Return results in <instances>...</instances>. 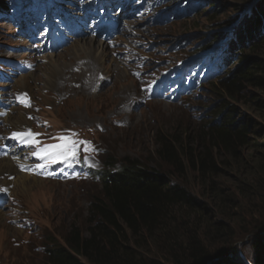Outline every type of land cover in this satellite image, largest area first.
<instances>
[{"label": "rangeland", "instance_id": "1", "mask_svg": "<svg viewBox=\"0 0 264 264\" xmlns=\"http://www.w3.org/2000/svg\"><path fill=\"white\" fill-rule=\"evenodd\" d=\"M91 1L11 0L12 6L4 10L0 6V107L4 108L10 98L12 106L19 107L8 110L2 118L17 113L27 120L21 123L12 119L8 123L0 119V159L11 157L16 169L0 174V264H45L47 245L64 243L73 226L88 233L89 210L101 193V172L105 174L108 169L109 154L119 161L118 165L128 158L148 167L158 166V134L196 133L199 123L217 119L225 108L236 122L248 125L253 140L264 145L263 90L246 84L242 92L231 97L220 90V75L188 86L184 79L196 63H203L202 68L208 65L214 51L226 44L229 47L227 40L260 0H120L116 18L106 32L99 30L101 27L85 25L82 19ZM181 6L184 7L179 10ZM184 9L188 10L183 12ZM74 17L80 19L75 22ZM38 19L41 25L52 23L58 28L53 34L58 37L57 45L49 54L42 53L46 38L30 42L17 35L19 24L31 20L28 25H35ZM66 21L69 27H64ZM42 31L49 38L50 30ZM216 37L221 42L208 49ZM86 39L96 42L98 55L92 47L77 48V41L81 44ZM103 48L107 52H102ZM247 53L264 60V53H251L249 49ZM12 59L19 61L21 70L9 66ZM239 59L235 55L230 63L226 61L230 72L239 68ZM25 75L29 90L18 85L24 83ZM197 75L200 79L201 73ZM130 93L137 94L135 105L128 101ZM24 111L34 120H28ZM14 132L39 135L22 138L36 141L29 144L10 138ZM55 144L62 148L48 151H63L62 160H40L33 155ZM14 151L26 157L29 164L16 162L10 156ZM243 154L245 164L240 175L226 169L216 180L230 199V236L211 237L206 233L201 238L204 244L213 246L211 252L230 247L232 264H254L255 242L264 234V187L258 190L254 186L264 149H247ZM78 161L79 169L68 167L61 174L64 165ZM40 163L47 166L37 168ZM21 165L28 166V170H22ZM17 173L32 177L27 180L32 184L28 189L21 184L14 187ZM240 180L249 181L252 192L242 193L240 188L245 184L239 186ZM187 181L197 199L212 209L211 214L215 213V220H222L203 182L195 175H189Z\"/></svg>", "mask_w": 264, "mask_h": 264}, {"label": "trees", "instance_id": "2", "mask_svg": "<svg viewBox=\"0 0 264 264\" xmlns=\"http://www.w3.org/2000/svg\"><path fill=\"white\" fill-rule=\"evenodd\" d=\"M0 6L3 10L12 6L11 0H0ZM255 6L227 40L229 47L226 44L213 52L200 77L202 80L220 75V90L231 97L242 92L246 84L264 92V60L247 53V49L264 53V0ZM220 42L216 37L207 47ZM235 55L240 56L241 64L230 72L228 66ZM189 72L187 85L195 82L199 71ZM226 109L217 114V119L199 123L196 133L158 134V166L148 167L128 158L118 165L119 161L109 154L108 169L102 172L101 193L89 210L88 233L73 226L64 243L47 245L45 264H232L230 247L211 252L213 246L201 239L206 233L211 237L230 236V199L217 185V176L226 169L240 175L245 164L244 150L261 152L264 145L253 140L248 125L236 122ZM115 165L118 167L111 170ZM258 165L254 186L259 190L264 187V157ZM189 175L203 182L222 220H215L212 209L187 187ZM242 185V193L252 192L249 181L240 180ZM255 194L258 198V191ZM255 249L254 264H264V234L256 240Z\"/></svg>", "mask_w": 264, "mask_h": 264}, {"label": "bare ground", "instance_id": "3", "mask_svg": "<svg viewBox=\"0 0 264 264\" xmlns=\"http://www.w3.org/2000/svg\"><path fill=\"white\" fill-rule=\"evenodd\" d=\"M124 5V4H123ZM20 16H18L17 18H19ZM39 24H41V22H39ZM99 30H103L102 28H99ZM102 32H106V31H102ZM88 39H94V41H97V39H95V38H88ZM82 41V40H81ZM96 43V42H95ZM95 43L92 41V40H84V43H79L78 41H77V48H84V47H88V48H90V47H92V49H94V51H92V52H95V54H97L96 52V45H95ZM108 43V42H107ZM92 44V45H91ZM98 44V43H97ZM100 46V45H99ZM99 46H98V48H99ZM106 46H108V45H106ZM107 48H109V47H106V49ZM106 49H102V52H107V50ZM100 50H101V46H100ZM104 50V51H103ZM89 55V54H88ZM88 55H86V56H88ZM98 55V54H97ZM97 57V56H96ZM56 58H58V57H56ZM86 58V57H85ZM114 59V58H113ZM116 61V59H114V62ZM119 61V60H118ZM122 61V60H121ZM123 63H124V60H123ZM126 66V65H125ZM131 67V66H130ZM59 68V67H58ZM54 69V68H53ZM60 69V68H59ZM51 70V69H50ZM61 70V69H60ZM55 71V70H54ZM53 71V72H54ZM53 72H51V74L53 73ZM59 73V72H58ZM61 73V72H60ZM106 73V72H105ZM94 74V73H93ZM54 75L56 76L57 74H56V72H54ZM31 75H29V77H30ZM57 76H59V75H57ZM28 76L27 75H25V76H23L22 77V79L24 80V83L23 82H19V84L18 85H22V86H24L23 87V89L24 90H29L31 87L29 86V85H26L25 84V81H26V78H27ZM47 77H50V76H47ZM106 77V76H105ZM109 77V76H108ZM107 77V78H108ZM52 79V78H51ZM109 79V78H108ZM111 79H112V77H111ZM47 80V79H46ZM49 81V80H48ZM47 81V82H48ZM46 82V83H47ZM56 82H58V81H56ZM54 83H55V81H54ZM48 84H50V83H48ZM20 85V86H21ZM34 87V86H33ZM55 87H56V84H55ZM128 101H129V103L131 102V103H134V105L136 104V102H137V94H134V95H132V93H130L129 95H128ZM12 119H16L17 121H21V123L22 122H26L27 120L25 119V116L23 115V114H17V113H15L14 115H10L9 117H6L5 118V121H7L8 123H11L12 122ZM20 123V124H21ZM18 126H19V124H18ZM18 126H16V127H18ZM15 161H17V162H23L24 161V159L23 158H21L20 156H16L15 157V159H14ZM15 171L16 169H15V166H14V163H13V161H12V159L11 158H9V159H7V158H4V159H0V174H2V173H4V172H6V171ZM11 171V172H12ZM17 177H18V180L16 181V182H13L14 183V187H16V186H18L19 184H21V187L23 188V189H28V185H32L31 183H29V182H27V180H33L32 179V177H29L28 176V174L27 173H17ZM35 178V177H34ZM17 179V178H16ZM16 179H13L14 181L16 180ZM63 178H61L60 180H62ZM5 180V179H4ZM37 180V179H36ZM38 180H40V181H43L42 179H38ZM8 181V180H7ZM11 181H12V179H11ZM5 183H7V182H5ZM12 183V182H11ZM28 183V184H27ZM6 187H7V185H6ZM13 187V188H14ZM9 190H10V187H9ZM15 190V189H14ZM0 216H3L2 215V213L0 212Z\"/></svg>", "mask_w": 264, "mask_h": 264}, {"label": "snow or ice", "instance_id": "4", "mask_svg": "<svg viewBox=\"0 0 264 264\" xmlns=\"http://www.w3.org/2000/svg\"><path fill=\"white\" fill-rule=\"evenodd\" d=\"M33 135H39V134H33L31 132H28V133L14 132V133L11 134L10 138L17 139V140H22V142L29 143V144H35L36 141H34V140L22 139V138L30 137V136H33ZM74 147H75V145L73 144V148ZM49 148L60 149V148H62V145L55 144V145H51V146H45L44 148L40 149L39 151L33 153V155L37 156L40 160H49V159H51L52 162H55L57 158H62V157H57L56 153L48 151ZM93 150L95 151V149H93ZM46 166L47 165L45 163H40V164L36 165V167L40 168V169H43ZM21 168H22V170H28V166L21 165Z\"/></svg>", "mask_w": 264, "mask_h": 264}, {"label": "clouds", "instance_id": "5", "mask_svg": "<svg viewBox=\"0 0 264 264\" xmlns=\"http://www.w3.org/2000/svg\"><path fill=\"white\" fill-rule=\"evenodd\" d=\"M216 47V46H215ZM198 64V63H197ZM100 172V171H99ZM101 174H102V172H101Z\"/></svg>", "mask_w": 264, "mask_h": 264}]
</instances>
